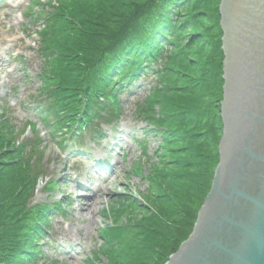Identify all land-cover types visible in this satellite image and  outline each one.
Returning <instances> with one entry per match:
<instances>
[{"label": "trees", "instance_id": "trees-1", "mask_svg": "<svg viewBox=\"0 0 264 264\" xmlns=\"http://www.w3.org/2000/svg\"><path fill=\"white\" fill-rule=\"evenodd\" d=\"M219 3L47 0L46 4H36L42 10L32 8L27 14L42 21L37 33L38 50L44 57L40 72L43 87L37 114L49 134L70 139L93 130L100 137L97 124L121 118V94L131 92L133 83L154 74L148 93L134 113L146 123V136L159 137L156 154L160 160L166 148L174 149L170 147L174 142L186 156L178 160L184 172L174 171L167 178L165 172L156 176L159 163L149 159L150 169L143 178L152 187L158 185L155 176L184 184L196 180L198 207L187 206L185 194L175 188L165 208L146 203L150 218H128L127 212L138 207L139 198L120 194L104 211L110 221L101 228L102 243L93 257H88V264H97L101 257L111 264H121L123 259L124 264H139L142 256L154 250L165 255L160 263L164 264L192 233L219 163L223 129L220 101L224 53ZM213 14L216 20L209 24ZM207 30L218 34L210 47ZM197 49L203 59L198 62L200 68L194 58L191 61V53ZM201 97L204 105L199 103ZM27 126L33 138L21 139ZM38 129L37 123L27 121L21 131L7 109L0 114V264H36L42 254L40 240L50 229L51 216L65 211L61 201L31 204L45 174V147ZM62 140L66 146L68 140ZM142 146L147 151V145ZM57 185L51 180L45 188Z\"/></svg>", "mask_w": 264, "mask_h": 264}, {"label": "rangeland", "instance_id": "rangeland-1", "mask_svg": "<svg viewBox=\"0 0 264 264\" xmlns=\"http://www.w3.org/2000/svg\"><path fill=\"white\" fill-rule=\"evenodd\" d=\"M37 3L46 4L47 0H0V114L7 109L13 123L21 131L27 120L38 125L39 137L45 147V174L40 178L31 204H53L61 200L67 206L65 213L61 211L51 216L50 229L40 240L42 254L36 264H88V257H93L102 243L101 228L110 221L104 216V211H108L120 194L130 193L139 198L138 207L127 212L128 218H150L151 212L146 203L165 208L172 197L171 190L175 188L185 194L187 206L191 209L198 207L200 201L194 187L196 180L190 179L191 182L184 184L176 179L164 181L156 178L161 172L168 173L165 178L174 171L184 172L178 160L186 156V152L182 147L178 148V142H174L170 145L174 149L166 148L160 160L156 154L159 137L154 134L146 136V123L134 113L148 93L154 74L133 83L129 88L131 92L121 94V118L117 122L97 124L102 131L101 137H96L90 130L79 138L70 139L67 135L54 138L48 133L37 114L43 87L40 72L44 67V57L38 50L40 35L37 33L42 21L30 19L27 15L32 8L42 10ZM220 5L221 0L219 13ZM47 9L51 10V7ZM215 20L213 14L208 23L212 24ZM220 20L221 13L219 23ZM215 32L208 31L206 43L209 47L218 37ZM222 38L223 34L221 42ZM221 47L223 49V44ZM197 51L191 53V61L194 58L198 64L203 59L199 58ZM199 103L204 105L203 97ZM196 130L199 131L200 126ZM25 136L31 138L33 134L28 129ZM62 139L68 140L66 146L62 145ZM142 143L147 145V151ZM149 159L159 163L154 179L158 182L156 187L143 178L150 169ZM136 167L141 171H137ZM51 180L57 181L58 185L45 188L46 182ZM182 185H186L185 188ZM123 218L125 220V216ZM162 242L165 243V239ZM164 259L162 251L154 250L142 256L139 264H160ZM125 261L123 259L121 264ZM95 262L111 264L105 257Z\"/></svg>", "mask_w": 264, "mask_h": 264}, {"label": "water", "instance_id": "water-1", "mask_svg": "<svg viewBox=\"0 0 264 264\" xmlns=\"http://www.w3.org/2000/svg\"><path fill=\"white\" fill-rule=\"evenodd\" d=\"M222 136L211 189L165 264H264V0H221Z\"/></svg>", "mask_w": 264, "mask_h": 264}, {"label": "bare ground", "instance_id": "bare-ground-1", "mask_svg": "<svg viewBox=\"0 0 264 264\" xmlns=\"http://www.w3.org/2000/svg\"><path fill=\"white\" fill-rule=\"evenodd\" d=\"M88 154H89V152H88ZM90 155H92L93 156V154L90 152ZM89 159H91L90 157H89Z\"/></svg>", "mask_w": 264, "mask_h": 264}]
</instances>
